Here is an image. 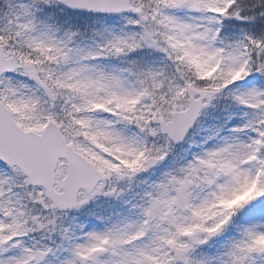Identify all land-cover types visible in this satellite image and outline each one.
<instances>
[{"label":"snow or ice","instance_id":"obj_1","mask_svg":"<svg viewBox=\"0 0 264 264\" xmlns=\"http://www.w3.org/2000/svg\"><path fill=\"white\" fill-rule=\"evenodd\" d=\"M0 264H264V0H0Z\"/></svg>","mask_w":264,"mask_h":264}]
</instances>
